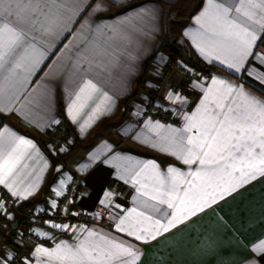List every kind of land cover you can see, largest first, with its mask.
Instances as JSON below:
<instances>
[{
    "label": "crops",
    "instance_id": "1",
    "mask_svg": "<svg viewBox=\"0 0 264 264\" xmlns=\"http://www.w3.org/2000/svg\"><path fill=\"white\" fill-rule=\"evenodd\" d=\"M181 2L31 0L25 14L37 9L51 30L32 29L26 49H17L19 54L0 70L3 264H14V245L27 254L15 264H264V176L256 173L241 183L239 160L227 153L220 160L219 143L209 150L210 163H183L189 148L200 154L194 145L200 144L215 113L238 107L252 112L257 122L264 120L241 95L264 100V30L256 33L236 71L229 68L239 60L241 44L229 34L237 31L228 27L234 13L225 19L217 5L239 7L241 0H197L186 15L183 3L182 12L170 16L169 9ZM244 4L257 17L264 16V8L253 7L264 0ZM8 39L0 37V52ZM172 42L200 63L187 93L177 89L182 73L160 78L169 64L165 44ZM150 58L143 88L122 105ZM52 124L71 128L77 141L73 149L54 155L48 151V140L57 135L49 131ZM189 138L194 145L187 143ZM252 165L260 166V158ZM194 171L199 175L192 176ZM166 176L175 183L161 187ZM72 178L80 181L75 207L92 219L89 223L64 224L48 217L27 223V208L5 206L6 194L17 204L51 211ZM162 193L179 210L149 198ZM198 204L202 208L193 213ZM99 206L110 212L107 225L97 222ZM165 212L176 213L180 222L155 239H135L142 230L153 229L155 220L166 223L170 217ZM6 224L30 236L15 242ZM81 245L91 259L83 258V252L76 255Z\"/></svg>",
    "mask_w": 264,
    "mask_h": 264
},
{
    "label": "snow or ice",
    "instance_id": "2",
    "mask_svg": "<svg viewBox=\"0 0 264 264\" xmlns=\"http://www.w3.org/2000/svg\"><path fill=\"white\" fill-rule=\"evenodd\" d=\"M30 2L31 0H0V37L4 35L9 37L6 50L0 52V70L9 63V57H14L19 54L17 49H26V46L30 43L29 33L32 29L44 30L46 32L51 30L50 26L45 27V23L40 20L37 9H30L34 15L25 14L26 10H29ZM217 7L222 11L225 19H227L229 12L234 13L231 21L228 22V27L230 29H236L237 31L230 32L229 34L240 39L241 44L239 60L236 64H230L229 68H235L236 71H240L241 62L249 54L248 49L252 47L253 42L257 39L256 33L264 30V16L257 17L255 13L246 10L244 0H241L239 7H223V5H217ZM253 7L264 8V4L253 5ZM19 66L20 64L17 63L16 67ZM229 92H231V89H229ZM241 95L244 96L246 104L253 112L264 114V100L251 97L243 92ZM215 116L216 119L204 134L198 146L194 145L191 138L188 139L187 143L189 145L199 147L200 154H194L193 148H189V155L183 158V163L186 165L198 164L200 166L210 163V161L206 160L209 150L212 149L213 144L219 143L222 145L220 147V160L225 159L224 153H227L232 159L239 160L242 167L237 168L236 171L240 175L241 183H247L249 178L255 179L256 173L264 176V120L257 122L252 112L241 110L238 107H228L226 111L215 113ZM21 142L25 143V141ZM256 157L260 158V166L258 167L252 165V160ZM220 160L215 161V163H220ZM243 168H251L252 170L243 171ZM172 171L174 170L169 169V172ZM191 175L194 177L198 176L199 172L194 171ZM174 183L171 176H166L161 180V187H165V184L174 185ZM234 187H239V185H234ZM142 194L147 195V193ZM164 195L165 193H162L160 198L157 196H150L149 198L157 200L159 204H166L169 209L177 208L179 210L178 205H175L171 198H163ZM167 195L170 197V193H167ZM185 195L187 196V192H185ZM210 199L214 201L215 195H212ZM101 203H104V201H101ZM203 203L207 204L208 200L203 201ZM197 208H202V205H196L192 209L193 213ZM152 210L159 211V208L153 205ZM139 215L143 216L144 213H139ZM162 215L170 217L166 220V223H161L159 219L155 220L153 229L142 230V234L136 235L135 239L141 240L142 236L144 238L151 236L152 239H155L161 232L167 233L169 228L174 227L181 219L176 213L165 212ZM145 218L152 220L151 216H146ZM184 218L186 219L187 217ZM123 223L124 221H121V225ZM119 230L123 231L124 229L121 227ZM128 234L132 235L133 233L129 232ZM121 251L128 257L135 258V254L127 248H121ZM81 252L85 254L83 258H92L83 245L76 250V255H80ZM117 258L119 259V257ZM0 264H3L2 259H0Z\"/></svg>",
    "mask_w": 264,
    "mask_h": 264
},
{
    "label": "built area",
    "instance_id": "3",
    "mask_svg": "<svg viewBox=\"0 0 264 264\" xmlns=\"http://www.w3.org/2000/svg\"><path fill=\"white\" fill-rule=\"evenodd\" d=\"M178 62V61H177ZM179 64V62L177 63ZM172 65H167L166 68H169L165 73L168 74V72H171ZM198 78V74L194 73L188 74L186 77H184L183 83L185 85H181L177 87V89L181 88L183 92L188 91L189 83L192 80H195ZM165 78L163 77V80ZM50 132L56 133L58 135L57 138L52 137L47 144V149L51 154H57V152L62 149L61 143L62 140L64 142L62 143L66 148V150H69L71 148L70 145H67V143H73L71 142V139L73 138V134L71 129L65 125H59V124H52L50 129ZM60 136V137H59ZM80 185V181L77 178H72L65 186L64 191L61 193V195L58 197V200L55 204V207L51 211H47L45 209H35V208H27L23 213V220L27 223H41L44 219V217H48L50 219L59 221L64 224H70L74 222L79 223H89L92 221V219L85 214L82 211H79L75 207V194L78 190V187ZM4 202L5 206L8 210L16 211L18 209V205L16 202H14L8 195L5 194L4 196ZM97 211L100 213V218L97 220V222L101 225H107L109 223V217L110 212L107 208L99 206L97 208ZM21 239H25L30 234L27 230L21 231ZM27 254L23 252L22 250H16L14 249L12 251V262L15 264L19 260L25 258Z\"/></svg>",
    "mask_w": 264,
    "mask_h": 264
},
{
    "label": "rangeland",
    "instance_id": "4",
    "mask_svg": "<svg viewBox=\"0 0 264 264\" xmlns=\"http://www.w3.org/2000/svg\"><path fill=\"white\" fill-rule=\"evenodd\" d=\"M183 3H185V6H184V11H183V15L185 14H187V13H189L192 9H193V7H195L196 6V4H197V0H182V2L180 3V5L175 9V8H173V7H171L170 9H169V15L171 16V15H179L178 13H179V11H181L182 12V8H183ZM178 12V13H177ZM183 17V16H182ZM172 44L173 45H175L176 47H178V48H180L175 42H172ZM179 62V64H177L178 62ZM173 65L174 66H172V70H171V72H168V74H165V71H167L169 68H166V70H164V72L161 74V77L160 78H162V77H164V78H168L169 76H171V74L172 73H174V72H178V73H182V81L181 82H183V80H184V77H186L189 73L190 74H194V73H196V70L193 68V67H191L186 61H185V59H183V58H180L179 60H177ZM170 65H172V64H170ZM58 135H59V133H58ZM58 135H56V136H54V138H57L58 137ZM60 137V136H59ZM49 141V140H48ZM74 141V142H73ZM64 142V140H62V143ZM71 142H73V143H75L76 144V139L75 138H72L71 139ZM61 143V148H66L63 144ZM75 144H72V143H67V145H70V146H73L72 148H74V146H75ZM71 148V149H72ZM59 152V151H58ZM57 152V153H58ZM67 151H65L64 153H66ZM21 218H22V216H21ZM6 221V220H5ZM6 227H8L6 230L7 231H9V234H11V236H14L13 238L15 239H13L15 242H18V240L20 241L21 240V236H20V234H21V231H15L14 229H12V227L10 226V225H8V224H6L5 225ZM5 240H7L6 239V237L4 238ZM10 251H12V250H10Z\"/></svg>",
    "mask_w": 264,
    "mask_h": 264
},
{
    "label": "trees",
    "instance_id": "5",
    "mask_svg": "<svg viewBox=\"0 0 264 264\" xmlns=\"http://www.w3.org/2000/svg\"><path fill=\"white\" fill-rule=\"evenodd\" d=\"M166 46V49H167V52H168V61H169V64H174L177 60H179L180 58H183L185 59V61L193 68L197 69L200 65L199 62H197L196 60H194L192 57L188 56V55H184L180 48L176 47L175 45L173 44H165ZM152 60V58L148 59L145 64H144V69H143V73L142 75L138 78V80L136 81L135 85H136V90L133 92L132 95H130L129 97L125 98L123 101H122V105L126 106L127 103L131 100V99H134V97H136L137 93H138V90L142 89L143 88V84H144V79H145V76L147 74V71H148V68H149V65H150V61ZM167 67V66H166ZM212 69H215L217 66H210ZM181 85H185V83L181 82ZM150 94H152V92H150ZM61 109H60V113H61ZM69 127V126H68ZM71 129V128H70ZM73 149V148H72ZM71 152V150H70ZM30 205L28 204H24V203H20L19 204V208L23 209V208H28ZM14 248L16 250H21V247H19L18 245H14Z\"/></svg>",
    "mask_w": 264,
    "mask_h": 264
}]
</instances>
